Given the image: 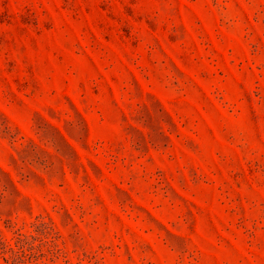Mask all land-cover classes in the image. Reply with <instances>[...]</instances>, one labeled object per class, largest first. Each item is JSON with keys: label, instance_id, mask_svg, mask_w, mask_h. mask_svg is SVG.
<instances>
[{"label": "rangeland", "instance_id": "rangeland-1", "mask_svg": "<svg viewBox=\"0 0 264 264\" xmlns=\"http://www.w3.org/2000/svg\"><path fill=\"white\" fill-rule=\"evenodd\" d=\"M0 264H264V0H0Z\"/></svg>", "mask_w": 264, "mask_h": 264}]
</instances>
